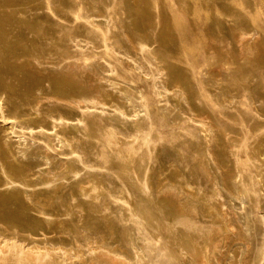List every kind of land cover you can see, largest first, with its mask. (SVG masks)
I'll list each match as a JSON object with an SVG mask.
<instances>
[{
  "label": "bare ground",
  "instance_id": "obj_1",
  "mask_svg": "<svg viewBox=\"0 0 264 264\" xmlns=\"http://www.w3.org/2000/svg\"><path fill=\"white\" fill-rule=\"evenodd\" d=\"M159 1L160 5L150 0H121L130 19L120 20L123 30L114 49L140 73L153 76L159 84L162 101L170 105L174 117L188 112L197 122L200 140L185 141L196 154V164L206 170L212 186L219 190L220 202L211 203L207 193L198 190L194 179L181 176L183 171L178 166L151 170L123 164L119 178L141 199L137 205L141 206L138 217L143 225L154 234L165 235L171 243L168 244L170 250L182 251L181 255L175 253L170 258L172 264H187L189 260L198 264H264V257L248 253V243L241 238L256 224L248 212H238L228 203L231 197L239 199L241 196L235 185L238 174L234 171L232 156L240 145L239 138L227 137L212 119L203 116L201 102L194 96L190 79L184 70L179 71L174 58L167 55L172 51L173 42L185 41L186 36L182 32L176 36L170 34V25H178V22L165 6L166 0ZM181 1L189 4V11L196 17H204L213 30L219 31L226 26L236 51L233 63L250 69L251 61H246L240 51L241 40L250 32L241 10L226 13L216 9L240 0ZM12 8L13 4L0 6V11L3 10L0 12V101L5 105L7 116L17 123L15 125L45 133L56 144H63L65 152L77 150L65 156L68 162H53L50 154L22 149L20 140H14L0 129V263L18 259L31 264H140L133 232L129 229L118 231L107 218H102L96 209L95 197L89 194L92 185L112 187L116 180L109 181L105 169L100 168L99 175L86 181L77 178L80 171L78 150L84 149L89 158L91 155L90 149L84 148V135L88 134L90 147L94 143V124L89 109L106 108L115 116L129 115L133 109L126 95L128 87L116 79L107 61L88 66L67 62L72 59L67 49L68 35L54 39L55 44L47 47L44 55L34 40H25L20 34L8 40L2 26L13 22L39 36H53L48 19L31 20L23 16L27 9L23 5L9 12ZM61 9L66 18L62 25H69L74 15L67 0H61ZM94 10L101 23L100 11ZM214 11L227 14L229 20L222 22ZM155 13L160 15L159 28L150 27ZM13 43L18 46L14 48ZM56 50L67 60L60 65L59 71L40 72L34 63L54 60ZM261 52L253 60L264 65V46ZM217 66L206 70L205 82L219 94L217 100L224 103L238 96L237 84L224 72L228 65ZM257 102L254 100L255 109L262 111L256 106ZM261 104L264 105V99ZM249 155L259 168L264 193V138ZM45 164L49 167H40ZM120 208L125 210V203H120ZM212 216H223V221L213 224V232L200 239L196 226L189 225L186 230L178 224L172 225L185 217L210 219ZM85 227L92 228L96 236L89 237Z\"/></svg>",
  "mask_w": 264,
  "mask_h": 264
},
{
  "label": "rangeland",
  "instance_id": "obj_2",
  "mask_svg": "<svg viewBox=\"0 0 264 264\" xmlns=\"http://www.w3.org/2000/svg\"><path fill=\"white\" fill-rule=\"evenodd\" d=\"M211 1L214 2V0ZM67 2L72 8L74 16L70 20V24L68 23L69 25H62L66 18L62 14L61 0H30V2L28 0H0V6L13 4L14 8L9 12L17 11V5H23L27 7L23 11V16L31 20L48 19L50 28L53 29V36H39L36 32L20 27L14 22L2 26L3 32L8 40H13L19 34L25 40H34L42 55L47 47H52L55 44L54 39L68 35L70 38L67 49L71 53L72 59L67 62L88 66L107 61L110 63L112 74L116 79L128 87L126 95L128 103L130 102L133 109L129 115L115 116L106 108L102 110L89 109V116L94 124V143L90 147L89 136L88 134L84 135V148H89L91 155L89 158L85 155L84 149L78 150L80 155L77 158V164L80 171L77 178L79 181H86L91 176L99 175L98 170L105 169L106 178L112 182L116 180V183L112 187L92 185L89 190V194L95 197L96 209L100 216L107 218L117 227L118 231L129 229L130 232H133L137 241L140 264H172L170 258L175 253L181 255L182 251L170 250L171 243L165 235L154 234L143 225L138 217L141 206L137 205L141 203V199L123 179L119 178L120 166L132 164L133 168L135 165H139L149 167L151 170L178 166L183 171L181 176L194 179L198 190L206 192L211 203L220 202L219 190L212 186L206 170L196 164V154L189 149L185 141L187 139L193 142L200 140L198 124H195L197 122L188 112L174 117L170 105L162 101L158 90L159 84L155 82L153 76L140 73L134 66L128 64L126 57L121 52L114 49L123 30L120 20L130 19L129 16H126L127 12L121 4V0H67ZM150 2L161 4L159 0H150ZM188 5L181 0H166L165 6L171 12L176 23L178 22V25L174 23L170 25V34L176 36L182 32L186 36L185 41L173 42L170 46L172 51H168L167 55L174 58V63L179 66V71L184 70L190 79L194 96L201 102L203 116L206 119H212L218 129L227 137L239 138L240 145L232 156L234 157V171L238 174L235 185L241 196L239 199L231 197L228 203L233 205L238 212H248L256 224L254 228H248L241 238L248 243V253L261 258L264 257L263 181L259 168L251 160L249 154L264 138V105L261 104L264 99V65L260 61L253 60L262 53L261 50L264 46V0H240L229 6L216 7L226 13L241 10L250 35L248 34L246 39L241 40L240 51L247 59L246 61H251L250 69L244 68L240 63L239 65L233 63L236 51L233 40L230 39L231 36L226 32L227 27L221 28L220 32L213 30L210 23H205L204 17H196L190 12ZM94 8L98 9L102 15L101 23L97 21ZM215 11L214 15L222 22L229 20L227 14H219ZM159 18L158 13L152 15L151 28H159L157 21ZM155 44L157 45L156 41ZM17 46L13 43L14 48ZM152 48L154 49V47ZM53 56L54 60H40L34 65L45 74L59 71L60 65L67 58L57 50L54 51ZM218 64L229 66L224 69L225 71L221 69V72H226L227 77L237 84L236 93L238 96L224 103L217 100V98L220 99L219 94L215 93L205 82L206 70L212 66L217 68ZM169 91L172 92L173 88H170ZM253 99L258 101L256 106L262 111L255 109ZM0 108V129H3L14 140H20L22 149L50 154L53 162H68L69 160L65 156L71 155L77 150L71 149L65 152L63 144H56V141L45 133H37L31 128L15 125L17 123L7 116L5 105L1 101ZM40 167L47 168L49 164ZM52 178H56V175ZM120 203H125V210L120 208ZM222 217L212 216L210 219L185 217L178 219L176 224H173L172 221L171 223L173 227L178 224L185 229L189 225L196 226L197 237L200 239L212 233L213 224L222 222ZM85 229L89 237L96 236L92 228L85 227ZM7 264L31 263L15 259ZM96 264L109 263L99 262ZM187 264L198 263L189 260Z\"/></svg>",
  "mask_w": 264,
  "mask_h": 264
}]
</instances>
